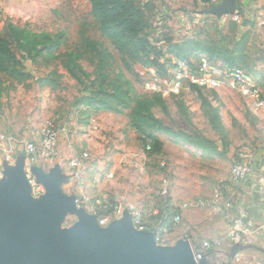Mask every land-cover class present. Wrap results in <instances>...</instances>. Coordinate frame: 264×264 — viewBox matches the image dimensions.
<instances>
[{"label": "rangeland", "instance_id": "374dc122", "mask_svg": "<svg viewBox=\"0 0 264 264\" xmlns=\"http://www.w3.org/2000/svg\"><path fill=\"white\" fill-rule=\"evenodd\" d=\"M221 1L213 0L212 4H220ZM136 2L142 3L143 6L148 5L146 18L150 27L145 34L149 35L152 42L161 41L163 35L168 34L176 43L196 37L221 49L238 50L240 52L233 54L236 60L231 64L244 68L264 82V36L255 30L252 21L246 28L239 27L235 36L231 25V22L235 21V15L218 18L209 16L204 11L213 5L210 6L203 0ZM8 17L15 26L28 28L35 34H48L57 39L63 36V39L62 47L55 56L44 53L35 59L23 57L24 70L29 75L26 81L18 83L9 75H0V139L2 136L10 137L22 144L23 141H32L40 134L45 123L52 120L60 130V146L62 142L65 144V119L74 111L76 99L83 93H88L83 89L85 85L91 86L95 79L96 60L93 62L90 55L83 54L78 61L86 74L82 76V86L75 77L68 74L63 61L67 60L68 53L74 52V56L84 53L81 48L83 33L101 40L115 57L113 73L131 82L137 94L148 93L143 85L145 78L156 75L163 80V97L167 112L156 108L155 115L175 131L192 134L203 142L207 149L176 142L168 135L157 133L156 135H161L165 141L163 156L160 159L153 156L150 160L139 158L134 153L142 154L143 138L130 128L128 110L120 114L110 111L96 112L91 108L83 119L88 128L85 138L93 141L92 151H89L99 158L103 153H109L110 159L102 166V178L111 176L109 170L112 172L106 190L99 192V195L123 204L131 193V187L134 186L137 190V187H144L147 181L145 188L156 193L162 181L168 178L172 182V200L177 205L190 204L191 211L187 216L192 219L190 223H200L195 226V231L194 228L190 229L184 236H189L190 239H193L194 235L199 237L201 245L204 241H209H203L206 229L202 228L201 223L208 217L209 203L217 190L224 189L223 186L226 187L230 183L231 169L241 157L252 151L264 150V112H254L236 91L228 88L211 92L207 89L200 90L198 86H190L182 92L173 91L172 71L180 58L169 55L167 47L158 57L162 67L151 66L149 74L143 71L142 73L139 67L128 71L111 42L101 37L89 0H0V29ZM243 35H246L244 43L240 41ZM162 43L164 44H157ZM203 56L215 64L225 62L224 57H219V52L214 57L191 54L188 58L194 63H199ZM152 57L156 56L152 54ZM139 73L140 78L136 76ZM46 78H49L50 82L42 81ZM204 100H208L219 111L225 127L224 135L212 129ZM92 126H96L97 130L94 131ZM102 146L104 149L106 147V150L102 149ZM126 155L129 158H125ZM162 161H165V167L161 166ZM42 164L48 170L54 166V161H42ZM147 173L149 175H146ZM37 185L41 188L38 187L33 192L36 198L44 193V188ZM76 222L77 217L68 215L63 228H70ZM193 246L199 248L196 243H193ZM207 260L209 264H224L227 258L222 253L219 255L210 250L207 252Z\"/></svg>", "mask_w": 264, "mask_h": 264}, {"label": "trees", "instance_id": "16d2710c", "mask_svg": "<svg viewBox=\"0 0 264 264\" xmlns=\"http://www.w3.org/2000/svg\"><path fill=\"white\" fill-rule=\"evenodd\" d=\"M89 1L92 6V13L98 22L101 37L107 38L111 42L120 54L121 61L128 71H132L134 67H139L141 72L148 73L151 66L162 67L163 65H160L158 57L165 47H167L166 51L169 55L180 58V60H189L188 55L191 54L214 57L219 52V57H224V64L228 66H234L231 64L236 60L233 54L240 52L238 50L221 49L209 41L196 37H192L183 43H176L168 34L163 35V39L158 41L164 42V44L158 45V42H152L149 35L145 34L150 27L149 20L146 18V7L148 5L143 6L142 3H137L136 0ZM212 1L203 0L204 3H209L210 6L213 5ZM238 12L240 16V6H238ZM240 22H231L235 36H237L241 24H244V22ZM62 39L63 36L57 39L48 34H35L28 28L15 26L8 17L0 29V75H9L18 83L26 81L29 75L25 73L23 57L28 56L35 59L44 53L55 56V53L59 52L62 47ZM82 39L81 48L84 53L75 56L73 55L74 52L68 53L67 60H64L63 63L68 74L75 77L82 86L84 84L82 76H86V74L78 61L83 54L90 55V60L93 62L96 60V76L91 82L92 87L85 85L83 91L88 93H83L81 97H78L75 106L93 108L96 112L110 111L120 114L128 110L127 117L130 128L143 138L141 139L143 150L149 156L161 155L163 152V143L158 139L157 133L168 135L176 142L207 149L203 142L193 137L192 134L175 131L155 115L154 109L156 108L167 112L162 94L147 93L139 95L131 82L113 73L115 57L101 40L93 39L87 36L86 33L82 34ZM245 40L246 35H243L240 41L244 43ZM152 54L156 57H152ZM136 76L140 78L141 74H136ZM42 81L45 83L50 82L49 78ZM204 103L208 107L207 116L212 129L224 135L225 127L219 111L208 100H204ZM170 199L167 200V205ZM166 208L170 210V207ZM172 210H174L172 215L178 213V209L173 207Z\"/></svg>", "mask_w": 264, "mask_h": 264}, {"label": "water", "instance_id": "95a60500", "mask_svg": "<svg viewBox=\"0 0 264 264\" xmlns=\"http://www.w3.org/2000/svg\"><path fill=\"white\" fill-rule=\"evenodd\" d=\"M205 14L233 16L237 0H222ZM32 176L44 188L33 196L27 179L25 157L14 165L4 161L0 177V264H209L199 261L191 242L179 240L162 245L156 233L136 228L132 214L125 210L120 219L101 227L97 217L76 203V196L63 190L68 176L59 164L48 172L31 167ZM68 215L77 217L70 228H63ZM264 247L253 243H234L225 253L232 264L239 253Z\"/></svg>", "mask_w": 264, "mask_h": 264}, {"label": "built area", "instance_id": "2783aa9c", "mask_svg": "<svg viewBox=\"0 0 264 264\" xmlns=\"http://www.w3.org/2000/svg\"><path fill=\"white\" fill-rule=\"evenodd\" d=\"M234 20L237 22L241 21L237 15L234 16ZM171 77V89L175 92L188 90L190 86H198L202 89L216 92L222 88H228L236 91L254 112L264 111V82L242 67L215 64L209 58L203 56L199 63H194L191 60L176 61ZM143 85L148 93H160L164 95L163 80L159 76L153 75L151 78H145ZM16 145L14 139L5 136L1 137L0 176L3 171V162L13 163L17 151ZM59 145L60 130L55 121L52 120L45 123L40 131L38 140L25 142L24 152L27 159L26 175L32 185L33 192L36 191V188L41 187L35 183L30 170L31 167L38 165L40 161H55L59 157ZM89 160L90 155L88 152L69 160L68 166L71 170V177L77 182L78 187L83 186L85 183L84 171L87 168ZM161 166H166L165 161L161 162ZM254 174L255 169L251 165L236 163L231 169V182L235 186H240ZM257 182L256 193L259 195L261 203H264V178H260ZM171 192L172 182L166 178L162 181L157 196L161 201L167 202L172 196ZM223 197V192L219 189L209 204L213 206L223 205L226 210L230 211L233 208V203L231 201H223ZM76 203L84 207L90 214L96 216L101 227H107L114 220L120 219L124 211L128 210L133 216L136 228L155 232L156 241L162 245L166 243L165 236L167 233L179 226L182 220L181 215H175L170 220L168 217H160L159 220L155 221L153 216L159 215L158 210L145 212L134 204L122 205L112 202L107 196L93 200L77 197ZM190 206V204H184L183 208H190ZM231 223L232 230L223 239L214 242L204 241L198 249L192 245L197 261L204 258L207 259V252L213 248L222 250L225 241L229 242L230 246L236 242L253 243L254 234L257 230H255V227L251 223L246 221L243 213H239V217L232 218ZM259 230L263 235L264 247V219Z\"/></svg>", "mask_w": 264, "mask_h": 264}, {"label": "crops", "instance_id": "0c3cea01", "mask_svg": "<svg viewBox=\"0 0 264 264\" xmlns=\"http://www.w3.org/2000/svg\"><path fill=\"white\" fill-rule=\"evenodd\" d=\"M237 2L238 6H240L241 14L240 16L237 14L236 15L240 17V23L244 22V24H241L240 27L246 28L247 24L249 25V22L252 21L255 24V30L264 36V0H237ZM262 44H264V42H262ZM73 109L74 111H71L65 119V144L64 142H62V145H59L60 157H58L54 161V166L50 167V169L54 168L55 165L59 164L65 175L68 176L67 183L63 185V190L66 194L74 195L80 198H86L89 200L101 198L102 196L99 195V192L106 190V187L108 186V181H110V178L112 176V172H110L111 170H109L108 173H111V176L106 175L105 177L108 176L107 178H102V175H104V172L102 171V166L106 164V162L110 159L109 153H103L100 158L98 156L94 157L93 154H90L89 150L92 151L91 143L93 141L85 138L87 136L88 128L83 122L85 114L90 109L85 106L75 105ZM91 128L94 131L97 130L96 126H92ZM38 136L40 137V134ZM38 136L35 137L34 140H38ZM157 137L163 143V152L161 155L153 156H157V158L160 159L163 156L164 149L166 146L164 139L161 138V135H157ZM24 142L25 141H23V144L18 141L16 142L17 151L14 161L11 164L14 165L20 157L24 156L25 169L27 171V159L24 152ZM102 149H104V146H102ZM104 150H106V147ZM85 152L89 153L90 160L88 161L87 168L84 171L85 183L83 186L78 187L77 182L71 177V170L69 169L68 163L70 159L76 156H80ZM134 154H136L139 158H146V160H150L151 157H153L149 156L146 152H144V150L142 154L137 152ZM63 156H65V165H63ZM124 157L129 158L128 155ZM237 163H246L251 165L255 169V174L240 186H235L231 182V179L230 183L226 185V187L223 186L224 189H221L224 196L223 201H231L233 203V208L228 211L224 208L223 205L213 206L210 204L209 210H207L208 217H205L201 222L202 228L206 229V236L203 241L209 240L211 242H214L226 237V235H228V233L232 230L231 219L239 217V213H243L246 217V221L251 223L255 227V230H257L254 234L253 244L263 247V235L259 228L262 225L264 219V203H261L260 197L256 193V184L258 183L257 181L260 178H264V150L260 149L257 151H252V153L243 156V158L241 157L240 161H238ZM36 166L43 168L47 172L50 170H47L45 168L44 164H42V161H40ZM142 171L144 172V170ZM146 175L149 174L147 173ZM133 187H131V193L122 205L134 204L145 212H149L150 210H158L159 215L153 216V219L155 221L157 219L159 220L160 217H168L169 220L172 219L175 216L172 215V213L174 212L172 208L174 207L178 209V213L176 215H181V224L171 229L167 233V235L165 236L166 243L164 245L172 246L176 244L179 240L187 239L191 242L192 245L193 243H196L197 246L199 245L198 247H200L201 242L198 241L199 237H196L194 235L193 239H190L189 236H184L185 232L193 228V230L195 231V226H198L200 224L190 223L192 219L191 217H187L191 211L190 208L184 209V204L177 205L172 200V198L170 199V202L167 205V202L161 201L160 198L157 196L158 191L154 193L149 188H145L147 187V181H145L144 187H137V190ZM121 199L124 200L125 198L121 197ZM166 207H170L171 212L170 210H167ZM223 247L224 248L222 250L213 248L212 251L218 253L219 255H221V253L225 255V252H227V250L231 248L230 243L225 241ZM232 264H264V253L257 249H249L243 251L239 253V255L236 257Z\"/></svg>", "mask_w": 264, "mask_h": 264}]
</instances>
